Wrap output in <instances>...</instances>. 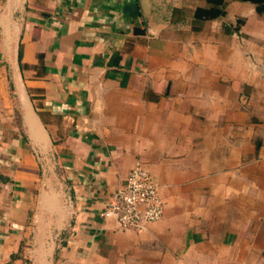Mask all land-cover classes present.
<instances>
[{"label": "crops", "instance_id": "crops-1", "mask_svg": "<svg viewBox=\"0 0 264 264\" xmlns=\"http://www.w3.org/2000/svg\"><path fill=\"white\" fill-rule=\"evenodd\" d=\"M0 0V264H264V8ZM140 162L143 231L99 212Z\"/></svg>", "mask_w": 264, "mask_h": 264}, {"label": "built area", "instance_id": "built-area-1", "mask_svg": "<svg viewBox=\"0 0 264 264\" xmlns=\"http://www.w3.org/2000/svg\"><path fill=\"white\" fill-rule=\"evenodd\" d=\"M163 209L164 202L151 173L144 164L136 162L99 216L113 220L119 229L139 232L160 219Z\"/></svg>", "mask_w": 264, "mask_h": 264}, {"label": "trees", "instance_id": "trees-1", "mask_svg": "<svg viewBox=\"0 0 264 264\" xmlns=\"http://www.w3.org/2000/svg\"><path fill=\"white\" fill-rule=\"evenodd\" d=\"M252 1H254V2H257L258 4H261L262 6V8H264V0H252Z\"/></svg>", "mask_w": 264, "mask_h": 264}]
</instances>
